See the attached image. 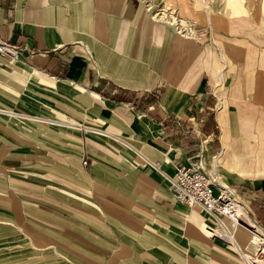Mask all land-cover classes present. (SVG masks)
Listing matches in <instances>:
<instances>
[{
    "label": "crops",
    "instance_id": "obj_1",
    "mask_svg": "<svg viewBox=\"0 0 264 264\" xmlns=\"http://www.w3.org/2000/svg\"><path fill=\"white\" fill-rule=\"evenodd\" d=\"M173 1L193 30L143 0H0V264H244L171 178L203 162L264 230V39Z\"/></svg>",
    "mask_w": 264,
    "mask_h": 264
},
{
    "label": "built area",
    "instance_id": "obj_2",
    "mask_svg": "<svg viewBox=\"0 0 264 264\" xmlns=\"http://www.w3.org/2000/svg\"><path fill=\"white\" fill-rule=\"evenodd\" d=\"M199 37L210 39L213 28L208 26L197 32ZM14 55V47L7 41L0 40V55ZM87 165L88 162L84 161ZM160 169L159 164H153ZM172 195L176 202L189 209H199L218 223L219 236L238 252L244 264H264V230L251 217L250 212L240 200L236 191L222 182L207 169L201 161L176 166L175 175L171 178ZM225 219L230 221L227 225ZM239 226L252 232L251 242L258 250L251 253L239 247L235 232ZM258 235V237H256Z\"/></svg>",
    "mask_w": 264,
    "mask_h": 264
},
{
    "label": "rangeland",
    "instance_id": "obj_3",
    "mask_svg": "<svg viewBox=\"0 0 264 264\" xmlns=\"http://www.w3.org/2000/svg\"><path fill=\"white\" fill-rule=\"evenodd\" d=\"M150 12L158 17L176 22L182 29L193 30L192 26L182 23L184 15L175 8L173 0H143ZM206 12L215 11L228 17H245L255 26L259 39H264V0H200ZM261 228V227H260Z\"/></svg>",
    "mask_w": 264,
    "mask_h": 264
},
{
    "label": "bare ground",
    "instance_id": "obj_4",
    "mask_svg": "<svg viewBox=\"0 0 264 264\" xmlns=\"http://www.w3.org/2000/svg\"><path fill=\"white\" fill-rule=\"evenodd\" d=\"M226 149V148H225ZM223 156H225V155H223ZM219 161V160H218ZM212 230V229H211ZM213 231V233H214V235H219V230H212ZM251 233V232H250ZM256 237H258V235H256Z\"/></svg>",
    "mask_w": 264,
    "mask_h": 264
}]
</instances>
